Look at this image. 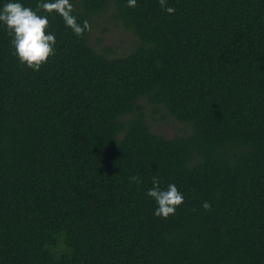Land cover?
<instances>
[{"label": "trees", "instance_id": "obj_1", "mask_svg": "<svg viewBox=\"0 0 264 264\" xmlns=\"http://www.w3.org/2000/svg\"><path fill=\"white\" fill-rule=\"evenodd\" d=\"M71 2L136 43L109 57L40 12L34 72L0 23V264H264V0ZM166 114L189 133L153 132ZM154 175L184 196L166 219Z\"/></svg>", "mask_w": 264, "mask_h": 264}, {"label": "clouds", "instance_id": "obj_2", "mask_svg": "<svg viewBox=\"0 0 264 264\" xmlns=\"http://www.w3.org/2000/svg\"><path fill=\"white\" fill-rule=\"evenodd\" d=\"M159 5L168 14H174L176 9L167 5V0H158ZM136 0H128V7H136ZM74 5L71 0H40L36 9L25 7L18 0H9L0 8V23L8 30L12 37L11 45L15 49V56L21 65L26 66L34 72H38L48 59L55 56V35L48 31V15H41L40 12L58 14L66 26L80 39L85 33L91 30L87 20L83 23L73 12ZM131 182L139 184L142 182L139 176L130 177ZM146 195L155 201L157 207L154 215L161 218H168L174 215L178 206L184 203V196L174 183L162 188L159 177H152V187ZM205 211L211 209V204L205 201L202 204Z\"/></svg>", "mask_w": 264, "mask_h": 264}, {"label": "rangeland", "instance_id": "obj_3", "mask_svg": "<svg viewBox=\"0 0 264 264\" xmlns=\"http://www.w3.org/2000/svg\"><path fill=\"white\" fill-rule=\"evenodd\" d=\"M106 17V15L101 16L97 20L91 30L90 41L96 49L102 52L109 49L110 51L107 53L109 57L121 56L136 43V39L129 31L108 21ZM149 122L153 132L167 138L184 136L190 131L188 125L177 123L167 114L163 119H156L154 122L149 120Z\"/></svg>", "mask_w": 264, "mask_h": 264}]
</instances>
